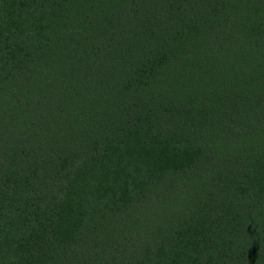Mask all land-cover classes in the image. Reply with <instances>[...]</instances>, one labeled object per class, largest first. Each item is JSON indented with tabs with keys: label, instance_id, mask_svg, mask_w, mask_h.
Returning <instances> with one entry per match:
<instances>
[{
	"label": "trees",
	"instance_id": "16d2710c",
	"mask_svg": "<svg viewBox=\"0 0 264 264\" xmlns=\"http://www.w3.org/2000/svg\"><path fill=\"white\" fill-rule=\"evenodd\" d=\"M0 264H264V0H0Z\"/></svg>",
	"mask_w": 264,
	"mask_h": 264
}]
</instances>
